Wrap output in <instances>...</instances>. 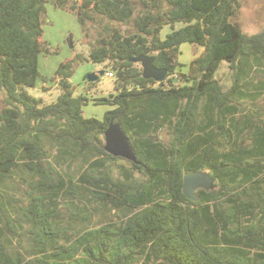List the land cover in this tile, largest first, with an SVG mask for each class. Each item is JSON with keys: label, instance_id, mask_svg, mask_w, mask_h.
<instances>
[{"label": "trees", "instance_id": "trees-1", "mask_svg": "<svg viewBox=\"0 0 264 264\" xmlns=\"http://www.w3.org/2000/svg\"><path fill=\"white\" fill-rule=\"evenodd\" d=\"M48 3L77 16L89 49L52 77L40 69L55 51ZM241 6L0 0V264H264V28L244 32ZM184 43L204 48L189 64ZM139 54L155 55L166 79L145 78ZM85 61L114 74L113 91L94 98L110 107L102 119L84 114L101 78L82 91L70 80ZM224 62L228 87L217 77ZM40 81L57 82L55 101L29 93ZM112 119L137 162L105 150ZM198 169L218 185L193 201L184 175Z\"/></svg>", "mask_w": 264, "mask_h": 264}, {"label": "rangeland", "instance_id": "rangeland-1", "mask_svg": "<svg viewBox=\"0 0 264 264\" xmlns=\"http://www.w3.org/2000/svg\"><path fill=\"white\" fill-rule=\"evenodd\" d=\"M235 21L248 34L261 31L264 28V0H242V6L235 17ZM168 31H170L169 26L164 29L163 34L165 35ZM44 39L49 41L55 50L53 53H42L40 55V69L42 74L47 77L55 75L59 64L71 58L75 52L88 54L89 51L88 46L83 43L82 29L77 16L71 11L56 9L51 3L47 4ZM203 49L201 46L184 43L181 46L182 53L179 59L183 64H189L194 57L203 52ZM101 68H103L102 65L99 66L92 61H85L76 67L70 80L82 91L88 75ZM184 68L185 70L187 69V67ZM217 77L224 83L225 87L230 86L231 70L226 62L222 64ZM114 84V78L107 74L101 77L97 82L96 88L89 94L92 100L84 108L86 117L95 116L100 119L104 117L105 112L110 107L104 104H96L94 98L105 96L113 91ZM46 85L49 86V89L44 90L40 81L38 87L28 88V91L38 98H43L45 102L51 103L61 94V89L56 81H48ZM259 102L264 106V97ZM162 133L164 134V139L168 140L170 136L166 134V131L163 130ZM105 219L106 216L102 210L95 212V222L99 223L105 221Z\"/></svg>", "mask_w": 264, "mask_h": 264}, {"label": "water", "instance_id": "water-1", "mask_svg": "<svg viewBox=\"0 0 264 264\" xmlns=\"http://www.w3.org/2000/svg\"><path fill=\"white\" fill-rule=\"evenodd\" d=\"M155 55L139 54L131 58L134 62H140L143 67V76L147 79L153 78L158 82L166 79L168 69L158 67L155 64ZM106 70L101 68L91 72L87 80L96 81L105 74ZM105 150L114 156H120L137 162V154L133 148L130 137L122 127V124L112 119L105 131ZM218 185V177L209 169H198L187 171L184 175L183 191L190 200L197 201L199 196L197 190L214 189Z\"/></svg>", "mask_w": 264, "mask_h": 264}, {"label": "built area", "instance_id": "built-area-1", "mask_svg": "<svg viewBox=\"0 0 264 264\" xmlns=\"http://www.w3.org/2000/svg\"><path fill=\"white\" fill-rule=\"evenodd\" d=\"M106 74H107L108 76H110V77H113V76H114V74H113L112 71H108Z\"/></svg>", "mask_w": 264, "mask_h": 264}, {"label": "clouds", "instance_id": "clouds-1", "mask_svg": "<svg viewBox=\"0 0 264 264\" xmlns=\"http://www.w3.org/2000/svg\"><path fill=\"white\" fill-rule=\"evenodd\" d=\"M107 72H108V71H107ZM107 72H105V74H106Z\"/></svg>", "mask_w": 264, "mask_h": 264}, {"label": "crops", "instance_id": "crops-1", "mask_svg": "<svg viewBox=\"0 0 264 264\" xmlns=\"http://www.w3.org/2000/svg\"><path fill=\"white\" fill-rule=\"evenodd\" d=\"M100 66V65H99Z\"/></svg>", "mask_w": 264, "mask_h": 264}, {"label": "flooded vegetation", "instance_id": "flooded-vegetation-1", "mask_svg": "<svg viewBox=\"0 0 264 264\" xmlns=\"http://www.w3.org/2000/svg\"><path fill=\"white\" fill-rule=\"evenodd\" d=\"M199 190V189H198Z\"/></svg>", "mask_w": 264, "mask_h": 264}]
</instances>
